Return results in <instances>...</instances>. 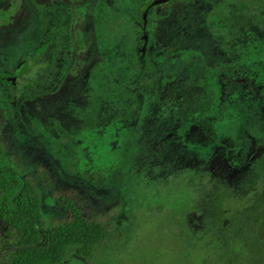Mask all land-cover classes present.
<instances>
[{
  "label": "rangeland",
  "instance_id": "rangeland-1",
  "mask_svg": "<svg viewBox=\"0 0 264 264\" xmlns=\"http://www.w3.org/2000/svg\"><path fill=\"white\" fill-rule=\"evenodd\" d=\"M81 1L0 0V76H16L10 87L0 79V143L39 192L42 237L67 219L58 199L71 197L111 227L88 258L72 253L61 264H264V115L244 95L219 116L168 127L195 152L191 168L183 152L172 161L147 155L160 146L147 135V83L202 78L219 113L228 32L217 19L258 11L263 20L264 0H216L214 10L215 0H176L164 17L152 13V43L163 51L152 76L137 52L144 0ZM254 33L246 45L264 59V34ZM200 150L225 156L212 161L217 173ZM14 239L0 219L3 262Z\"/></svg>",
  "mask_w": 264,
  "mask_h": 264
},
{
  "label": "trees",
  "instance_id": "trees-1",
  "mask_svg": "<svg viewBox=\"0 0 264 264\" xmlns=\"http://www.w3.org/2000/svg\"><path fill=\"white\" fill-rule=\"evenodd\" d=\"M255 14L257 13L255 12ZM255 14L249 15L246 20L240 18L239 15L233 16L232 14L231 25L247 24V28L262 29L264 19H259ZM235 37L241 38L239 34L233 33L232 38ZM259 40H254L253 44L257 45ZM80 45H82L81 41ZM248 52L247 74L256 75L258 69L255 64L256 59L250 49ZM232 68L234 67H226L222 71L226 75L234 77ZM262 72H264V67ZM158 81V78L153 77L151 83H147V135L151 142H158L160 146L147 144L149 151L147 155L152 156L154 160L172 161L183 152L185 153L183 166L191 168L192 161L189 158L195 155V152L188 151L186 146L181 144L179 134L170 132L168 127L185 126L188 116L192 120L199 116H206L212 109L208 103L212 97L210 90L203 88L205 81L202 78L194 80L183 78L180 91L181 102L175 106V109L171 107L173 111L164 112L162 108L165 106H162L161 103ZM227 93L230 94L228 101L234 100L236 96L244 95V89L229 86ZM246 99L251 110L261 111L264 115V85L260 92L258 89L250 90ZM209 115L214 116L213 113ZM155 126L161 128L156 131ZM204 151L200 150L198 158L202 160L208 157V171L211 166H214L213 160L219 166L224 164L225 156H222L221 159L218 158L217 161L216 154ZM186 156L189 158L187 159ZM161 171L164 173L165 170L161 169ZM24 176V172L19 169L10 153L0 143V218L15 233V239L12 241L14 249L9 253L5 262L0 259V264H61L72 253L88 258L95 249L104 244L105 238L110 232V221L102 215L84 210L71 197L58 199L68 217L63 221L56 222L48 229L45 238H43L40 229L45 226V221L41 212L39 192L33 184L25 180ZM221 178L223 179V177Z\"/></svg>",
  "mask_w": 264,
  "mask_h": 264
},
{
  "label": "flooded vegetation",
  "instance_id": "flooded-vegetation-1",
  "mask_svg": "<svg viewBox=\"0 0 264 264\" xmlns=\"http://www.w3.org/2000/svg\"><path fill=\"white\" fill-rule=\"evenodd\" d=\"M86 0L81 1L83 4L81 5V7H84V4ZM176 0H144L143 1V5L140 8V15L142 13V17L140 20H143V34H142V40H141V48H138V53L140 54V61L143 62V65H147V74L152 76V69L154 68H161V65L163 62H161L160 56L163 54V51H161L160 49H156L153 46L152 43V34L154 32V27L151 25L150 23V19H151V15L152 13H157L158 15H162L164 17V15H166L165 13H168V8L173 4V2ZM183 1V0H182ZM213 3V4H212ZM218 1H214L211 2L212 8L214 5H217ZM227 7V6H226ZM210 9V11H211ZM222 9V7H221ZM214 10V9H213ZM77 12V11H76ZM223 12V11H222ZM82 13V9H80L79 14ZM226 19L220 18L218 17L217 22H219L220 20H224L225 24L224 26L221 24L220 25V29L221 32H228L226 33V39L228 42V48L224 51H220V54L223 55L224 58V64L222 65V68L220 70L221 72V81H220V85H219V89H220V112L216 113L215 111V91L213 89V85L210 83H207L205 81V85L203 88H207L210 90V95L211 100L208 102L210 104V106L212 107L211 110H209V112L207 113V115H209L210 113H213L214 115L216 114H223L225 113L227 107L229 108L227 102L229 99V93H227L228 91V87L232 86V87H237V88H242L244 89V97L247 96V94L249 93L250 90H255L258 89L259 92L262 91V85H257L258 81H259V77L262 78L263 73V63L264 60L263 59H256L255 60V64L258 66L257 72L259 70V76L255 74L252 75H248L247 74V69H246V63H247V57H248V50L250 49L249 45L247 46L246 44H248L247 42V36L249 34H252L254 32H250L249 28L246 27V25H240V26H232L231 25V18H232V14L230 15V12H226ZM257 14H259V12L257 11ZM222 15V14H221ZM240 17L242 15H239ZM243 18V16H242ZM167 19V18H163L162 20ZM244 19V18H243ZM150 24V26H149ZM263 25V24H262ZM262 28V27H261ZM262 30V29H260ZM239 34L241 36V38H232V34ZM258 35L264 34V31L261 33V31L259 32H255ZM254 33V34H255ZM76 40L78 43V46L82 49L84 47V40L83 38H81V32H77L76 33ZM80 41L82 42V45H80ZM246 45V46H242V45ZM139 45V46H140ZM258 45V44H257ZM257 45H252L254 48L257 47ZM139 54L137 56H139ZM147 61V64H145V62ZM239 62L240 64L238 65ZM19 66V65H18ZM241 66V67H240ZM226 67H234L232 68L233 73H234V77H230L228 75H226L222 69L226 68ZM255 75V76H254ZM172 76V75H170ZM15 75H13V73H7L2 79L0 76V79L7 85V82L9 81L11 84H15ZM159 80V78H158ZM10 84V85H11ZM160 84V83H159ZM183 85V75H176L175 78H171L170 80H168L166 82V84L163 86L160 84V88H159V95L161 97L162 100V106L164 105L165 108L164 112H168V110L171 112L173 111V109H175L180 102L182 100V94L180 95V91H181V87ZM257 85V86H256ZM10 87V86H9ZM229 96V97H228ZM90 99V98H89ZM171 107H174L173 109ZM160 108V109H161ZM161 109V110H162ZM160 110V111H161ZM178 127L177 130L181 131V129L183 130L184 126L182 125H177L174 126V128ZM225 168H227L226 170L228 171V174H230L229 170H231L230 166H227L226 164L223 167V170H225ZM210 172L212 171L213 173H217L215 166H211L209 168ZM1 219V218H0ZM3 221V220H2Z\"/></svg>",
  "mask_w": 264,
  "mask_h": 264
},
{
  "label": "water",
  "instance_id": "water-1",
  "mask_svg": "<svg viewBox=\"0 0 264 264\" xmlns=\"http://www.w3.org/2000/svg\"><path fill=\"white\" fill-rule=\"evenodd\" d=\"M141 17H142V13H141Z\"/></svg>",
  "mask_w": 264,
  "mask_h": 264
}]
</instances>
